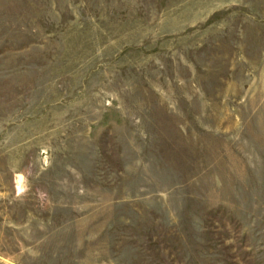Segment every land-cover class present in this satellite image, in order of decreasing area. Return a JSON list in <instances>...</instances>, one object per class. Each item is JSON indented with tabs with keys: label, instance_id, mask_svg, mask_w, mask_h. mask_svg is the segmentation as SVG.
I'll return each instance as SVG.
<instances>
[{
	"label": "rangeland",
	"instance_id": "1",
	"mask_svg": "<svg viewBox=\"0 0 264 264\" xmlns=\"http://www.w3.org/2000/svg\"><path fill=\"white\" fill-rule=\"evenodd\" d=\"M0 264H264V0H0Z\"/></svg>",
	"mask_w": 264,
	"mask_h": 264
},
{
	"label": "bare ground",
	"instance_id": "2",
	"mask_svg": "<svg viewBox=\"0 0 264 264\" xmlns=\"http://www.w3.org/2000/svg\"><path fill=\"white\" fill-rule=\"evenodd\" d=\"M18 181H20V177H19Z\"/></svg>",
	"mask_w": 264,
	"mask_h": 264
}]
</instances>
